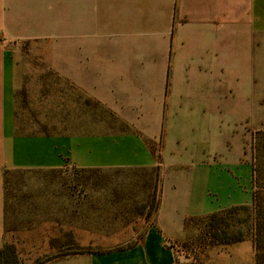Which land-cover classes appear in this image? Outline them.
Listing matches in <instances>:
<instances>
[{"label":"crops","instance_id":"obj_1","mask_svg":"<svg viewBox=\"0 0 264 264\" xmlns=\"http://www.w3.org/2000/svg\"><path fill=\"white\" fill-rule=\"evenodd\" d=\"M23 41L47 43L37 81L79 131L15 132ZM258 130L264 0H0V249L19 264H255L199 219L252 203Z\"/></svg>","mask_w":264,"mask_h":264},{"label":"rangeland","instance_id":"obj_2","mask_svg":"<svg viewBox=\"0 0 264 264\" xmlns=\"http://www.w3.org/2000/svg\"><path fill=\"white\" fill-rule=\"evenodd\" d=\"M20 52L18 56H24L25 80L31 84L27 90L26 96L22 95V90L17 91V130L20 134H64L77 132L80 129L75 127H65L64 124L70 123L64 120L63 95H60V89L63 87L58 81L51 82L52 86L48 88L47 81H52V77L43 78L45 80L38 82V78L48 75L47 65L43 63L41 57L48 55V45L40 41H23L17 45ZM41 83L40 90L37 88ZM46 83V85H45ZM42 87V88H41ZM62 90V89H61ZM43 92L42 94L40 93ZM59 94V95H58ZM74 98V97H73ZM77 101L80 96H75ZM252 144H249V151ZM253 152V150H252ZM108 178V177H107ZM259 184H264V157L258 174ZM224 220L218 222L221 237L243 235L251 238L253 235V214L251 210H235L232 214H225ZM129 225L127 230L131 232ZM140 226V225H139ZM137 226V227H139Z\"/></svg>","mask_w":264,"mask_h":264},{"label":"trees","instance_id":"obj_3","mask_svg":"<svg viewBox=\"0 0 264 264\" xmlns=\"http://www.w3.org/2000/svg\"><path fill=\"white\" fill-rule=\"evenodd\" d=\"M15 132L18 134L17 126ZM253 192L252 203L250 205L234 206L211 213L203 218H200L201 238L210 242L230 243L248 238L237 235V237H221L218 222L224 220L225 214H232L235 210H251L253 214V235L250 238L253 242L255 250V264H264V184H259L258 174L260 173L261 162L264 157V130L255 132L253 143ZM159 154H157V158ZM153 205V203H152ZM220 223V222H219ZM188 225V223H187ZM0 264H19L18 256L12 245H4L0 249Z\"/></svg>","mask_w":264,"mask_h":264},{"label":"built area","instance_id":"obj_4","mask_svg":"<svg viewBox=\"0 0 264 264\" xmlns=\"http://www.w3.org/2000/svg\"><path fill=\"white\" fill-rule=\"evenodd\" d=\"M175 264H200L196 257H192L186 261H178Z\"/></svg>","mask_w":264,"mask_h":264}]
</instances>
